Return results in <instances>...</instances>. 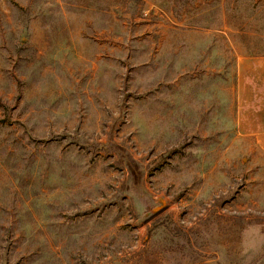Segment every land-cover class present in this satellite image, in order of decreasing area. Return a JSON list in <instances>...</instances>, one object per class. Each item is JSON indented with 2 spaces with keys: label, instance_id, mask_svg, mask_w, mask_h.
Returning a JSON list of instances; mask_svg holds the SVG:
<instances>
[{
  "label": "rangeland",
  "instance_id": "rangeland-1",
  "mask_svg": "<svg viewBox=\"0 0 264 264\" xmlns=\"http://www.w3.org/2000/svg\"><path fill=\"white\" fill-rule=\"evenodd\" d=\"M247 47L264 0H0V264H264Z\"/></svg>",
  "mask_w": 264,
  "mask_h": 264
},
{
  "label": "trees",
  "instance_id": "trees-1",
  "mask_svg": "<svg viewBox=\"0 0 264 264\" xmlns=\"http://www.w3.org/2000/svg\"><path fill=\"white\" fill-rule=\"evenodd\" d=\"M259 48V47H258ZM248 53L252 54H263L264 55V48H259L258 50H254L252 47H247Z\"/></svg>",
  "mask_w": 264,
  "mask_h": 264
}]
</instances>
